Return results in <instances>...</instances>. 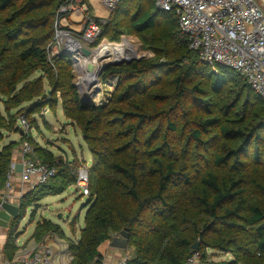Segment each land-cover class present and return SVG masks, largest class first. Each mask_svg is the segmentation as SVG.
<instances>
[{
  "label": "trees",
  "instance_id": "obj_1",
  "mask_svg": "<svg viewBox=\"0 0 264 264\" xmlns=\"http://www.w3.org/2000/svg\"><path fill=\"white\" fill-rule=\"evenodd\" d=\"M129 1L121 0L106 22H100L93 46L107 36V26L115 17L125 14ZM148 3L147 10L137 8L133 13L132 18L138 16L131 22V32L158 31L148 48L155 57L106 67L101 78H117V84L106 103L95 105L80 101L69 54L61 51L49 56L60 0H0V12L10 9L7 21L15 23L3 29L0 20V32L4 30L6 36L0 41V95L5 97L0 138L2 130L16 127L15 106L36 99L28 107L32 108L44 101L41 78H28L42 70L51 93L59 94L65 116L79 128L91 154L89 195L77 240L67 245L69 264H100L98 246L123 229L133 252L125 264H184L193 252L200 258V250L206 247H241L237 230L247 226L253 238L243 246L244 256L212 264H264V100L234 71L219 65L214 71L200 61L189 49L174 14L157 11L153 0ZM158 14L162 19L156 18ZM24 28L39 35L19 37ZM161 56L164 60L159 61ZM167 65L171 67L167 70L169 92L160 78V69ZM243 93L245 101L254 98L259 106L242 110ZM214 96H220V116H202L217 106ZM209 128H215L222 140L214 165L225 168L196 172L189 162ZM15 130L19 131L18 126ZM17 144L0 148V190ZM32 155L54 167L56 174L50 186L48 181L29 188L19 199L18 216L9 222L6 248H12V228L30 203L64 192L74 184L80 165L76 160L57 159L36 143ZM224 226L230 230L227 244H211L207 233H219ZM56 231L62 232L42 218L32 237L38 242ZM197 240L199 249H192Z\"/></svg>",
  "mask_w": 264,
  "mask_h": 264
},
{
  "label": "rangeland",
  "instance_id": "obj_2",
  "mask_svg": "<svg viewBox=\"0 0 264 264\" xmlns=\"http://www.w3.org/2000/svg\"><path fill=\"white\" fill-rule=\"evenodd\" d=\"M131 1V2H130ZM128 6L125 10V14H121L115 17L113 24L111 26H107V36L102 39L96 48L100 47L103 43H112L119 44L127 42L134 47V50L137 52V56H133L131 61L122 62V63H130L132 61H137L139 59H147L150 60L155 57V52L152 49H148L152 43L153 39L156 37L158 31H144L142 33H132L131 30V22L134 21L136 17L132 18L133 13L137 8H140V12L142 10H147L149 8L150 3L148 0H130ZM150 1V0H149ZM259 3L264 4V0H256ZM90 6L92 7V13L94 16L98 18H103L102 23L106 22L109 11L104 8L99 0H88ZM20 1H17L19 4ZM152 11L155 9L152 5ZM10 9H6L0 12V20L1 24L4 25L5 28L9 26H13L15 23H10L7 21V18L10 17ZM162 14H158L156 18L162 19ZM71 20L78 21L80 19L79 16L72 15ZM163 24V21L157 22L156 27H159ZM73 28H77L78 25L71 24ZM125 32V33H123ZM28 34H38V31H34L31 29L24 28L22 29V33L19 37L27 36ZM39 35V34H38ZM110 37H115L116 40H111ZM6 36L4 34V30L0 32V41H4ZM97 48V49H98ZM50 49V47H49ZM96 49V50H97ZM97 53V51H96ZM94 52L90 57L93 58V61L100 66L101 64H106L104 59H100L96 56ZM69 54V53H68ZM70 56V55H69ZM90 58V60H91ZM71 59V56H70ZM164 60L161 56L159 61ZM72 62V60H71ZM121 63V64H122ZM170 65L164 66L163 69H160V75L165 80V90L170 91L171 85L169 82L170 72L168 73V69L170 70ZM72 73L74 74L73 84L75 85L79 96L82 97L84 92L81 91V87L83 84H80L85 78L84 76L80 77V72L75 68L74 64L72 65ZM101 74V73H100ZM44 76V72L40 69L35 70L28 78L33 80L34 78H41L43 91H45V98L42 103L33 106L32 108H28L31 102L36 99H32V101H24L17 106H15L12 110L16 115V127L11 130H2L0 145L4 141L5 138L8 137L9 133L15 134L18 136L17 128L18 118L23 117L29 125L28 136L25 135V139H21L22 134L19 137V143L16 146H19V151L21 147V143L24 140H29V144L34 145V143L43 146L50 150L53 156L57 159H61L63 161L67 160H76L79 164H86L89 166L91 164V155L87 148V145L83 141L81 137V133L79 128L65 116L64 111L62 109L61 98L58 93H51L50 86L48 81ZM87 79V78H86ZM98 79V80H97ZM93 82V80H92ZM91 82V84H92ZM94 82L96 84L90 88V94L92 97L91 101L95 104H103L109 99L112 90L115 88L117 84V78H109L107 80H103L101 75L96 77L94 75ZM21 83H18L17 87L20 86ZM215 97V96H214ZM220 97V96H219ZM219 97H215L214 100L217 101L216 107H209L211 113H204L202 116L210 117V116H220L219 113V105L220 100ZM5 99L4 96L0 95V108L2 109V101ZM44 102H48L45 104ZM240 105L242 110L247 108L252 109L254 107L259 106L257 100L251 98L249 101H245V94L243 93L240 98ZM19 111L25 112L18 113ZM222 118L225 119L224 115ZM209 133L203 134L205 141L200 143L198 148L195 149L194 157L190 160L189 164H192V169L196 170V172L204 171L205 169L217 171L218 169L225 168V165L221 167H217L214 165L213 156L215 154L220 153V146L222 140L220 139L218 133L215 128H209L207 130ZM207 134V135H206ZM208 136H211L210 138ZM32 145L31 149H32ZM33 157V156H32ZM241 158H246L244 155ZM53 182V179L50 180L46 185L50 186ZM35 188V187H34ZM47 187H45L46 189ZM87 201V197L82 195L80 191H78L74 184H72L69 188H67L64 192L56 195H48L44 199H40L37 202H31L30 206H28L24 211V217L20 221H16L14 223V227L12 228L13 234L15 232L19 237L26 236L29 232L33 230V225L36 221H41L42 218L49 219L53 223L57 224L58 227L62 230L56 232H50L49 235L43 237V241L47 244H51V241L60 240L61 244L68 245L70 242L77 240L79 235V229L83 225V218L85 213V208H83V204ZM60 215V217H59ZM222 231L219 233H207V240L213 244H227V236L226 234L230 233V230L227 227H222ZM238 236L241 242V247H228L222 249H218L215 247H206L200 250V258H198L195 264H212L219 262H227L231 260H236L241 258L243 255V246L251 243L253 235L251 233V227L247 226L244 230H237ZM199 249L200 241H198ZM126 254L124 256H132L133 252L131 248H126ZM255 257L258 258L259 255L255 254ZM234 264H243L240 261L234 262Z\"/></svg>",
  "mask_w": 264,
  "mask_h": 264
},
{
  "label": "built area",
  "instance_id": "obj_3",
  "mask_svg": "<svg viewBox=\"0 0 264 264\" xmlns=\"http://www.w3.org/2000/svg\"><path fill=\"white\" fill-rule=\"evenodd\" d=\"M120 1L99 0L108 11L113 10ZM153 1L159 12L174 14L179 30L187 38L189 49L197 53L200 61L210 65L214 71L217 65L234 71L264 100V4L256 0ZM72 15L79 16L80 19L71 20ZM102 21L103 18L94 16L88 0H60L49 56L61 51L69 53L72 65L78 70L77 61L83 63L89 58L84 56L82 49H88L92 55L98 48L93 44L100 34ZM71 24L78 27L73 28ZM17 122L22 136L28 135L29 125L26 120L20 117ZM20 155L21 170L18 171L17 164L11 162L6 173L0 195V209L3 202L12 203L13 199L8 191L14 177H17L20 184L33 188L46 184L56 174L54 167L32 155L27 140L21 143ZM88 167L80 164L75 171L74 181L76 189L86 197L89 195ZM51 254L48 247L33 244L28 251L24 250L8 259L7 264H52ZM127 258L128 256H123L117 264H125ZM198 258V253L193 252L184 264H195Z\"/></svg>",
  "mask_w": 264,
  "mask_h": 264
},
{
  "label": "crops",
  "instance_id": "obj_4",
  "mask_svg": "<svg viewBox=\"0 0 264 264\" xmlns=\"http://www.w3.org/2000/svg\"><path fill=\"white\" fill-rule=\"evenodd\" d=\"M17 134L20 137L21 134L19 133V131L17 132ZM18 136H15V134L13 133H9L8 137L5 138L4 141L1 143L0 148L11 142L19 143ZM20 157L21 155L19 151V146H16L13 149L11 162H15L16 164H19ZM28 191H29V186L27 184H23V185L20 184L19 181H17V177H14L12 181L11 189L8 191V193L12 196V199H13L11 202L17 205L19 202V199ZM2 192H3V187L0 190V195L2 194ZM11 220L12 219L8 221L6 226H0V264H7L8 259L14 257V255L19 252H22L24 250L28 251L33 246V244H42V246H46L49 249H51L52 254H51L50 260L52 264H69L70 263L71 258L69 257L70 255L68 256L67 245L61 244L62 242L60 240L51 241V244H47L43 240L38 241V242L35 241V239L32 237V234L34 232L35 226L38 221H36V223L33 225V230L24 237H19V235L17 236L16 235L17 232H15L12 235V238H13L12 248L10 247L6 248L5 243L8 238L9 222ZM98 251L101 256L100 263L102 264H117L118 260L122 258L124 254H126L125 249H120V248L111 246L110 240H106L102 242L98 246Z\"/></svg>",
  "mask_w": 264,
  "mask_h": 264
},
{
  "label": "water",
  "instance_id": "obj_5",
  "mask_svg": "<svg viewBox=\"0 0 264 264\" xmlns=\"http://www.w3.org/2000/svg\"><path fill=\"white\" fill-rule=\"evenodd\" d=\"M158 11V10H157ZM157 11L154 13L156 15ZM82 52L85 57H89L91 55V52L88 49H82ZM134 58H130L127 60H121V61H116V62H108L104 64L103 66H98L95 63L88 61L86 63V71L88 73H94L96 74V77L100 75V73L109 65H118L121 64L122 62H129ZM98 80V79H97ZM91 86V85H89ZM90 90V89H88ZM92 95L90 93H84L82 97H80V101L82 102H91ZM94 104V103H93ZM19 133L22 134V131L19 130ZM21 164H17L16 168L18 171L21 170ZM87 203V201L85 202ZM85 203L83 205H85ZM18 211H19V205L13 204L10 202H3L1 204V209H0V226H6L8 221L10 219L16 218L18 216ZM60 217V215H59ZM127 238H128V232L126 229H123L119 232L118 235L113 236L110 240V244L113 247L120 248V249H126L127 248ZM198 247V242L192 245V249H196Z\"/></svg>",
  "mask_w": 264,
  "mask_h": 264
},
{
  "label": "bare ground",
  "instance_id": "obj_6",
  "mask_svg": "<svg viewBox=\"0 0 264 264\" xmlns=\"http://www.w3.org/2000/svg\"><path fill=\"white\" fill-rule=\"evenodd\" d=\"M96 51H97V53H96ZM94 52L96 53V56L98 58L104 59L106 61V63L116 62V61H121V60H127V59L132 58L133 56H137V52H136V50H134V47L127 42L119 43V44H112V43L106 42V43H103ZM90 56L88 59H86V61L88 60V61L95 63L93 61V58H91ZM90 58H91V60H90ZM86 61L83 63L77 61V68H78V71L80 72V78L84 76V73H86L85 78L82 81H80V84H83V86L81 87V91H83L84 93H86V92L90 93L91 90H88V89H90L91 87H93L96 84V82H94V75H96V74L88 73L85 70ZM104 64H101V65L103 66ZM92 80H93V82H92ZM91 82H92V84H91ZM89 85H91V86H89Z\"/></svg>",
  "mask_w": 264,
  "mask_h": 264
}]
</instances>
